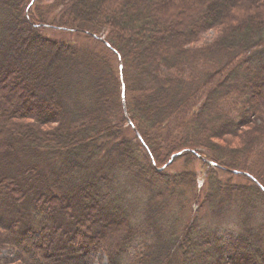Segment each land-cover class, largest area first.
Here are the masks:
<instances>
[{
	"label": "trees",
	"instance_id": "1",
	"mask_svg": "<svg viewBox=\"0 0 264 264\" xmlns=\"http://www.w3.org/2000/svg\"><path fill=\"white\" fill-rule=\"evenodd\" d=\"M40 1L0 0V264H264V0Z\"/></svg>",
	"mask_w": 264,
	"mask_h": 264
},
{
	"label": "rangeland",
	"instance_id": "2",
	"mask_svg": "<svg viewBox=\"0 0 264 264\" xmlns=\"http://www.w3.org/2000/svg\"><path fill=\"white\" fill-rule=\"evenodd\" d=\"M49 1H40V3L38 4V8L42 7L45 8L47 7ZM51 3V2H50ZM57 7V6H56ZM61 7H57V11L56 12H52V14L54 13H58L59 15H61ZM41 34L45 37H47L48 39H53L56 40L58 42H68V43H78V44H82V43H88V41H86L87 39L81 35H76L75 33H64L62 31H58V30H52V29H44L43 32H41ZM215 34V32H211V31H207L206 33H204L202 35L203 39L206 42H210V39H212V36ZM85 38V39H84ZM109 88V86H108ZM263 113H264V108H263ZM71 128V125L70 127ZM168 163H170L168 161ZM167 163V164H168ZM188 167L189 169L192 168L193 170H197L198 164L197 163H192V164H188V165H184V168ZM176 169H182V163L181 160L177 161L176 163H174L171 167L168 168V172L174 171ZM191 170V169H190ZM192 170V171H193ZM199 171V170H198ZM231 232H227L225 237H226V243L228 244L230 241H232V237L234 238V236L236 234H230ZM143 243H145V241L143 240V238H138L137 243L129 250L128 252V258H126V262L127 260H129V262H131V258L135 255V253L138 251V249L140 248L139 246H141ZM139 247V248H138ZM10 255L11 257L14 256V252L12 251H2L1 256L5 257ZM87 261L90 264H107V260L105 255L102 252H91L89 254V258L87 259Z\"/></svg>",
	"mask_w": 264,
	"mask_h": 264
},
{
	"label": "water",
	"instance_id": "3",
	"mask_svg": "<svg viewBox=\"0 0 264 264\" xmlns=\"http://www.w3.org/2000/svg\"><path fill=\"white\" fill-rule=\"evenodd\" d=\"M124 111H125V109H124ZM128 123H130V122H128ZM172 158L173 157H171V160H172ZM170 162V161H169ZM169 164V163H168ZM209 164H211L210 162H209ZM164 166H166V165H164ZM164 166L162 167V168H160V169H157V170H162L163 168H164Z\"/></svg>",
	"mask_w": 264,
	"mask_h": 264
}]
</instances>
